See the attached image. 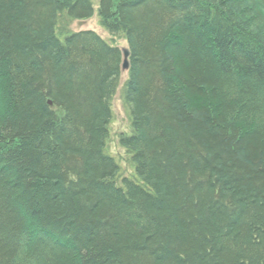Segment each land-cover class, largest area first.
<instances>
[{"label": "trees", "instance_id": "1", "mask_svg": "<svg viewBox=\"0 0 264 264\" xmlns=\"http://www.w3.org/2000/svg\"><path fill=\"white\" fill-rule=\"evenodd\" d=\"M0 0V264H264V0H100L131 51Z\"/></svg>", "mask_w": 264, "mask_h": 264}, {"label": "rangeland", "instance_id": "2", "mask_svg": "<svg viewBox=\"0 0 264 264\" xmlns=\"http://www.w3.org/2000/svg\"><path fill=\"white\" fill-rule=\"evenodd\" d=\"M93 3V7L95 10L94 16L86 21H78L74 22L71 30L72 31H83L90 30L97 32L101 37H103L108 42H112L111 36L101 27L100 19H99V5L100 0H91ZM116 46L120 48L127 47V42L125 40H119L115 42ZM127 79V74L125 73L122 76L121 83L118 87L119 90L116 91V94L113 97V121L111 123V140H109V148L107 151L117 158L121 167H122V175L130 176L134 171L131 164L128 162V157L125 151L118 145V137L124 133H130V120L128 117L127 110L123 104L122 100V86L124 85ZM125 176V177H126Z\"/></svg>", "mask_w": 264, "mask_h": 264}, {"label": "bare ground", "instance_id": "3", "mask_svg": "<svg viewBox=\"0 0 264 264\" xmlns=\"http://www.w3.org/2000/svg\"><path fill=\"white\" fill-rule=\"evenodd\" d=\"M99 13V12H98ZM94 14H95V10H94ZM94 16V15H93ZM91 19V18H90ZM99 19H100V17H99ZM89 20V19H88ZM78 21H86V20H73V21H70L67 25H65V26H63L64 28H66L67 29V34L68 35H72V34H77V33H81V32H94V33H96L102 40H104V41H106L107 43H109V44H112V46L113 47H116V48H119L120 49V51H121V54H122V65H124V61H125V58H124V54H123V50H125V49H128L129 51H130V48L128 47V45H127V47H123V48H120L119 46H116L115 45V42L117 41V38H114V37H112L111 36V34H109L102 26V28L111 36V38L113 39L112 40V42H108L107 40H105L103 37H101L97 32H95V31H90V30H83V31H72L71 30V27H72V25H73V23L74 22H78ZM119 40H122V39H119ZM129 63H130V67H129V69L128 70H126V71H123L122 70V65H121V77H120V83H121V79H122V76L126 73L127 74V79H126V81H125V83L127 82V80L129 79V72H130V69H131V51H130V57H129ZM124 83V84H125ZM120 85V84H119ZM126 85V84H125ZM125 85H123L122 86V96H123V93H124V88H125ZM119 88L120 87H117V89H116V91L117 90H119ZM113 103V102H112ZM109 129L111 130V124L109 125ZM109 148V144H108V147H107V149ZM108 152V151H107ZM108 154L110 155V156H112L113 157V155H111L109 152H108ZM124 178H126L125 177V175H122L118 180H119V182L121 183V181H123L124 180Z\"/></svg>", "mask_w": 264, "mask_h": 264}, {"label": "water", "instance_id": "4", "mask_svg": "<svg viewBox=\"0 0 264 264\" xmlns=\"http://www.w3.org/2000/svg\"><path fill=\"white\" fill-rule=\"evenodd\" d=\"M123 54H124V65H122V70L126 71L129 69L130 67V63H129V57H130V51L128 49L123 50Z\"/></svg>", "mask_w": 264, "mask_h": 264}]
</instances>
